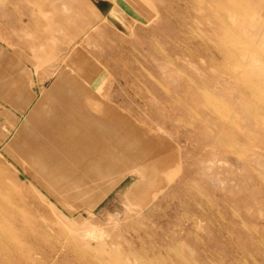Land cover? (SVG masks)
<instances>
[{"label":"rangeland","instance_id":"rangeland-1","mask_svg":"<svg viewBox=\"0 0 264 264\" xmlns=\"http://www.w3.org/2000/svg\"><path fill=\"white\" fill-rule=\"evenodd\" d=\"M63 70L87 114L117 115L106 137L138 130L171 157L151 186L126 172L90 206L55 178L75 194L98 164L49 180L8 147ZM113 143L85 141L74 159ZM3 166L48 206L0 195V243L28 258L16 264H264V0H0Z\"/></svg>","mask_w":264,"mask_h":264},{"label":"bare ground","instance_id":"bare-ground-1","mask_svg":"<svg viewBox=\"0 0 264 264\" xmlns=\"http://www.w3.org/2000/svg\"><path fill=\"white\" fill-rule=\"evenodd\" d=\"M60 77L67 78L69 79V81L72 79L70 75L65 72V70L60 72ZM233 80L237 82L240 81L238 78L236 79L233 78ZM202 91H204V89ZM206 93H208V90L206 91ZM106 110L108 109L106 108ZM87 116H88L87 119H88V127H89L88 131L90 135L94 131L97 133L99 132V134H97L99 137L98 139L99 141L105 140V139H112L116 141V143L108 144L107 146H110V147L105 149V151L103 150L104 153L102 155L104 159H101L102 157L100 155L99 156L100 160H91L90 162H88L91 164L92 163L98 164V168H90V170H87L84 172L88 180H85V179H83V181L75 180L74 184H76L80 192L79 190H76L78 193L74 194L70 191L69 187L65 185V183L63 182L61 183V181L65 179L66 183L70 185L69 182L71 181L66 179V177L63 176V172L60 171L59 174H57L55 178L59 187L55 186V189L53 188L54 190H56V193L58 196L61 195L62 197H65V198L66 196H68L69 199H72V198L81 199L82 197H84L85 193H88V191L93 190L94 195L99 194V195H95L94 200L95 198H96V201L101 200L106 197V194L110 189H113L122 180L123 176L126 175V172L128 173L131 172L132 174H135L138 177H142V181L137 183V187L140 186L142 183H148L147 187H149L152 185L151 180L153 179V176H150V175L153 174V171L156 172L157 170L164 169V167H167L168 163L170 162L171 157L167 153H165L163 149H160V147L155 142L150 141V140H145L144 138H142V134L138 130H136L134 135L131 132H129V130L126 131V133L124 134V137L128 140V144H124L125 142L122 143L119 141L121 137V131H122V130L120 131V129L116 130L120 135L113 136V137H110V136L106 137L105 136L106 134L104 132L107 127V124L110 123L112 120L115 121L118 119L117 115L113 114V112L104 111L102 114L97 115V116L95 115L92 116L91 114H88ZM94 120H96V125L90 128L91 127L90 124H92ZM102 147H104V145H102ZM87 148H89L88 145H87ZM12 149L16 153L15 147ZM17 155L19 156V154ZM92 155H93V152H92ZM31 168H33L41 176V178L45 176L47 179L50 180L49 178L50 173H49L48 168H52V167L43 166L42 168H35V167H31ZM16 179H17V174L14 170L10 169V167L7 168L3 166V168L0 169V195L1 196L3 195L7 196L8 201H10L11 204L13 203L14 200L16 202L18 201V202L26 204L27 203L26 199L30 198L33 200V202L35 201L37 203L38 207L40 208L48 207L47 205L42 204L43 201H42L41 196L38 195L37 192H35L32 188H28V190H26L24 186L20 190H17L16 188H14V184L17 182ZM4 208H5V205L2 199H0V218L5 216V213L3 212ZM0 225H3L2 222H0ZM52 230L53 228H51L49 232H45V233L43 232L41 234H38V236L33 237V240L35 241V243H42L45 235H48V233H50V231ZM7 243H8V246H4L0 243V259L2 261H6L5 259L6 256L10 260L13 261V264H16L17 262L23 263L24 260L28 259L27 257H26L27 259L24 258L23 255H21L18 252L19 249H22L21 244H18L15 241H10V242L8 241Z\"/></svg>","mask_w":264,"mask_h":264},{"label":"crops","instance_id":"crops-1","mask_svg":"<svg viewBox=\"0 0 264 264\" xmlns=\"http://www.w3.org/2000/svg\"><path fill=\"white\" fill-rule=\"evenodd\" d=\"M72 85L69 79L56 77L54 83L49 85L50 88L42 90L41 93L39 101L42 104L47 103V107L43 109V112L39 107L33 109L26 117L23 128L15 132L8 141V147L10 149L15 147L22 161L31 167L54 168L88 163L75 160V152L78 149L87 148L85 141H99V137L94 131L92 134L95 136L86 138L87 134L92 135L88 131L87 107L81 100L83 97L81 89L75 87L73 82ZM41 88L44 86L41 85ZM95 125L96 120L92 122L90 128ZM111 190L107 192L106 197ZM95 195L91 190L81 199H75L82 201L89 197L88 205L91 206L104 199L96 201Z\"/></svg>","mask_w":264,"mask_h":264}]
</instances>
